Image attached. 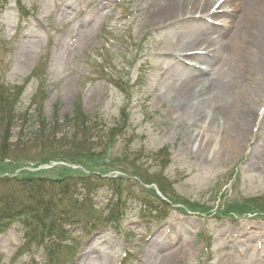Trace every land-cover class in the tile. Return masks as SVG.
Listing matches in <instances>:
<instances>
[{
	"label": "rangeland",
	"instance_id": "374dc122",
	"mask_svg": "<svg viewBox=\"0 0 264 264\" xmlns=\"http://www.w3.org/2000/svg\"><path fill=\"white\" fill-rule=\"evenodd\" d=\"M97 1L9 0L0 14V161L13 163L0 171V197L27 201L11 179L59 178L58 169L35 164L45 158L42 146L58 152L71 141L34 136L42 121L61 122L80 108L92 117L99 152V137L126 116L111 161L96 164L112 179L83 189L73 181L77 204L64 202L54 216L64 239L56 264H264V217L253 216L264 206V99L247 102L254 119L238 151L204 148L207 124L192 128L180 94L186 75L172 64L192 29L161 23L169 18L154 16L162 0H106L94 10ZM79 32L86 40L72 44ZM244 75L237 111V98L251 94L252 76ZM143 181L164 184L167 197L205 213L177 206L150 213L144 205H160ZM232 206L243 216L228 213ZM3 224L0 264H44L43 246L29 241L40 228L26 217Z\"/></svg>",
	"mask_w": 264,
	"mask_h": 264
},
{
	"label": "bare ground",
	"instance_id": "6f19581e",
	"mask_svg": "<svg viewBox=\"0 0 264 264\" xmlns=\"http://www.w3.org/2000/svg\"><path fill=\"white\" fill-rule=\"evenodd\" d=\"M104 1H97L94 10ZM227 8L229 13L224 11ZM154 16L169 17L161 22L166 27L173 24L192 29L191 38L179 46L180 55H174L172 64L186 75L180 94L186 115L196 121L192 128L207 124L200 144L214 152L238 151L254 119L247 102L251 105L254 98L258 102L264 99V0H162ZM204 17L221 19V26L209 24ZM82 40H86L84 35ZM189 60L194 65L183 64ZM246 72L253 79L248 86L251 94L245 102L237 98L241 104L237 111L234 98L236 91L246 86ZM262 120L264 129V116ZM250 250L247 246L245 252Z\"/></svg>",
	"mask_w": 264,
	"mask_h": 264
},
{
	"label": "trees",
	"instance_id": "16d2710c",
	"mask_svg": "<svg viewBox=\"0 0 264 264\" xmlns=\"http://www.w3.org/2000/svg\"><path fill=\"white\" fill-rule=\"evenodd\" d=\"M3 2H5V0H3ZM90 125H92V118L84 116L80 110L76 109L72 117L67 116L61 122L58 121L48 125L42 121L34 135H37L39 139L49 140V133L51 132L54 136L62 135V139H65L67 144L71 141V144H68L65 148L56 149L58 152L51 151V149L42 146L44 153L40 154H44L45 158L38 162L39 164L50 162L51 160H60L67 164L79 165L88 173L84 171H73L69 168L62 167L58 168L57 176L59 178L56 179L43 180L42 178L30 175L25 176V178L11 179L8 180L7 183H12L17 189H24L28 192L27 201H25L27 203L15 196L0 197V227L6 220L24 216L30 223L32 222L36 227L40 228L41 231L35 234L38 238L36 241L41 243V241H45L46 238L49 240L46 264L56 263L55 260L56 256L60 254V247L59 244H52L57 243V241H60L63 237L62 228L56 224L54 216L59 213V207L64 205V202H68L69 205H76L77 200H79L73 197V192L69 188L72 187V182H79V187L83 189L84 187L87 188L90 186L93 182L107 180L100 177V173H102L103 170H98L96 167L98 163L106 165L111 161L110 149L113 145V138L115 137L114 131L118 129L119 126L117 125L115 128L107 130L103 133L104 137H99L98 146H101V151L96 152L93 148L95 143L90 141L92 132L96 131ZM7 130L8 127L4 132L7 133ZM5 139L6 138H4V140ZM2 153L5 155L6 151L2 150ZM3 155L0 153V156ZM4 159L0 161V171H3L5 166H12L13 164L11 163L4 166L2 163ZM14 161L17 160L14 159ZM93 173H98V175H94ZM75 187L78 186L76 185ZM121 195V191L116 192L118 198H120ZM84 203L85 202H83V204ZM231 209L238 214L243 212L240 206L232 207Z\"/></svg>",
	"mask_w": 264,
	"mask_h": 264
}]
</instances>
